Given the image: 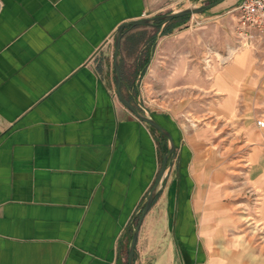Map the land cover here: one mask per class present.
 <instances>
[{
    "label": "crops",
    "instance_id": "crops-1",
    "mask_svg": "<svg viewBox=\"0 0 264 264\" xmlns=\"http://www.w3.org/2000/svg\"><path fill=\"white\" fill-rule=\"evenodd\" d=\"M240 1H219L165 36L164 25L134 27L129 38L145 35L134 43L140 61L151 55L135 72L139 93L124 81L129 38L121 40L127 100L198 94L194 114L205 119L187 125L177 114L185 107L166 100L148 110L175 148L133 264H264V126L256 123H264V35L233 51ZM196 4L0 0V264H126L131 222L155 184L164 141L116 98L115 34ZM206 46L227 59L197 85Z\"/></svg>",
    "mask_w": 264,
    "mask_h": 264
},
{
    "label": "rangeland",
    "instance_id": "rangeland-1",
    "mask_svg": "<svg viewBox=\"0 0 264 264\" xmlns=\"http://www.w3.org/2000/svg\"><path fill=\"white\" fill-rule=\"evenodd\" d=\"M216 0H197V4L195 6V8L197 7H201V6H205L207 4H211L213 2H215ZM165 15V14H164ZM200 14L194 15V16H198ZM192 17V15H191ZM190 17V18H191ZM195 20L197 21V19L195 18L194 21L190 19L189 24L191 23H195ZM186 20H184L183 23H185ZM183 23H178L179 25H182ZM161 28V27H160ZM134 29L129 30L130 32H134ZM148 33V31H146ZM145 39V35L143 34L142 36H140L139 34L136 35H132L127 41L123 43V47H122V56H123V61H122V71H123V75H124V81L125 83H130L133 80V87L137 88V91L139 93V81L135 84L134 81L136 80V74L135 72H138V68H139V63H140V46H134V43H139V41L141 39ZM128 46H130L131 50H127ZM120 51H121V47H120ZM121 53V52H120ZM223 55V52L216 50L215 48H213L212 46H206V47H202V49L199 52L198 58L196 57V70H197V85L200 84L199 82V77H203L202 75L204 73H207L210 71V68L212 70V67H218L221 63V57ZM202 57V58H201ZM209 57L210 59V63L209 66L205 65V60L206 58ZM143 60V59H142ZM263 62V61H262ZM174 66V64L170 61L166 67V71L168 73L169 76L172 75V73L174 72V69L172 68ZM211 66V67H210ZM208 67L205 69L204 68ZM199 72V73H198ZM172 83L171 79H169L167 81L166 86H170ZM136 90V89H135ZM121 93H122V89H121ZM131 93L134 95V90H131ZM198 93V90H197ZM123 95V93H122ZM139 95V99H137L135 97V101L132 99L133 96H129L130 99L127 100L128 95H123V97L133 106L135 107L138 111H140L141 113H143L144 115L150 117L153 119V117L149 114V108H151L152 106H154L155 104L157 105V100L161 101V100H166L167 104L170 106H175L177 107V105H179L180 107H185L182 110H180L179 112H177L178 114V118L179 120H181L183 123L187 124V125H194L198 126V125H202L205 122V119L202 117H198L195 116V112L201 110V106L198 104L200 98L196 97V101H193L194 99H191V96L188 95H173V94H169V95H159V94H155L154 92H151L149 94H138ZM117 98V97H116ZM191 100L190 103H187L188 100ZM151 104V105H149ZM181 109V108H180ZM195 111V112H194ZM259 127V126H258ZM157 135L159 134L158 132H155ZM159 136V135H158ZM164 141V140H163ZM168 142L167 140L164 141V147L165 149L163 150V154L164 155L167 150H168ZM163 157V156H162ZM170 162V161H169ZM142 208V207H141ZM141 208L139 211H137V213L133 216L132 222H131V229H130V235H132L134 227L136 226L137 220L140 216L141 213ZM124 261H127V253L125 255Z\"/></svg>",
    "mask_w": 264,
    "mask_h": 264
},
{
    "label": "water",
    "instance_id": "water-1",
    "mask_svg": "<svg viewBox=\"0 0 264 264\" xmlns=\"http://www.w3.org/2000/svg\"><path fill=\"white\" fill-rule=\"evenodd\" d=\"M222 1L218 0L217 2ZM217 2L207 4L205 6L197 7V8H187L183 10H179L176 12H172L170 14L165 15H159L155 16L153 18H146V19H139L135 21H130L121 24L116 31L115 38H114V62H113V72H114V83H115V90H116V97L119 101V103L128 111L130 112L136 119L143 122L144 124L148 125L149 127L153 128L155 131H157L162 137H164L168 142V150L162 157L161 167L158 173V176L156 178L155 184L149 191L147 198L145 202L142 205L140 216L137 220L136 226L134 227L133 233L131 235L130 243L127 250V261L126 264H133L134 261V250L135 245L137 241V236L139 232L140 225L143 221L144 216L150 209L155 195L158 191L159 185L162 182L163 178L165 177V174L167 172V168L169 165V161L171 160V157L174 152V143L172 141V138L170 134L163 129L154 119L144 115L140 111H138L135 107H133L122 95L121 93V76H120V45L121 40L124 34V29L126 27H139V26H145V27H156L157 23H161L162 25H165L167 23H170L171 21L182 18L185 16H191V15H197L203 13L205 10H208L212 8Z\"/></svg>",
    "mask_w": 264,
    "mask_h": 264
},
{
    "label": "built area",
    "instance_id": "built-area-1",
    "mask_svg": "<svg viewBox=\"0 0 264 264\" xmlns=\"http://www.w3.org/2000/svg\"><path fill=\"white\" fill-rule=\"evenodd\" d=\"M236 20L233 25L235 46L233 51L250 46L254 41L264 35V0H241L233 9ZM227 56L224 57V62ZM222 63L223 60L221 61ZM209 57L205 65L209 66ZM264 65V61L262 62ZM257 126L263 127L264 123L257 121Z\"/></svg>",
    "mask_w": 264,
    "mask_h": 264
},
{
    "label": "trees",
    "instance_id": "trees-1",
    "mask_svg": "<svg viewBox=\"0 0 264 264\" xmlns=\"http://www.w3.org/2000/svg\"><path fill=\"white\" fill-rule=\"evenodd\" d=\"M187 18H188V16H185V17L175 19V20L171 21L170 23L165 24L164 27L162 28L161 32H160V36L168 35L169 33H171V32L173 31V29H175V28L179 25L178 23H180V22L183 23L184 20H186ZM161 25H162L161 23H157V27H158V29L161 27ZM131 29H133V28H131V27H126V28L124 29L123 37H124L125 40L129 38V33H130L129 30H131ZM158 29H157V30H158ZM123 37H122V38H123ZM156 37H157L156 35H153V36L147 38L146 43H147V45H148V49H149V50L154 46L155 41H156ZM150 56H151L150 53H148V55H145V56H144V58H143L142 61L139 60L140 63H139L138 71H144V70H145V67H146V65H147V63H148V61H149V59H150ZM150 129H151L153 132H156L153 128L150 127ZM158 135H159V137H161L164 141H166V139H165L164 137H162L160 134H158ZM164 149H165V147H164ZM164 149H163V150H164Z\"/></svg>",
    "mask_w": 264,
    "mask_h": 264
}]
</instances>
